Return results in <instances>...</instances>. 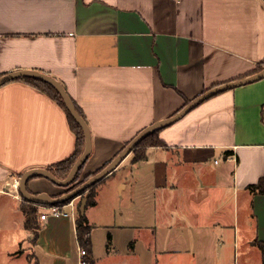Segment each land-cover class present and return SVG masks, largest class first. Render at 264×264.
Listing matches in <instances>:
<instances>
[{"label": "crops", "instance_id": "obj_1", "mask_svg": "<svg viewBox=\"0 0 264 264\" xmlns=\"http://www.w3.org/2000/svg\"><path fill=\"white\" fill-rule=\"evenodd\" d=\"M263 62L264 0H0V76L38 71L64 85L91 130L83 176L105 168L143 129ZM159 136L164 146L136 162L131 152L105 177L131 197L127 222L114 225L130 239L121 263L264 264V194L249 189L264 177V77L206 99ZM75 146L51 96L24 79L0 86V195L15 201L23 228L0 246V264H80L78 212L41 219L49 204L33 201L39 228H27L14 184ZM27 189L66 193L43 175L29 177ZM99 196L97 188L85 209L91 238ZM84 259L115 264L94 246Z\"/></svg>", "mask_w": 264, "mask_h": 264}, {"label": "water", "instance_id": "obj_2", "mask_svg": "<svg viewBox=\"0 0 264 264\" xmlns=\"http://www.w3.org/2000/svg\"><path fill=\"white\" fill-rule=\"evenodd\" d=\"M23 75H31V76L41 78V79L49 82L50 84H52L55 88H57L59 90V92L61 93V95L63 96L68 110L71 112L73 117L77 120V122L82 126V128L84 129V132H85V137H86L85 149H84L83 153L81 154V156L77 159V161L73 165L72 169L70 170V172L66 178H64V179L58 178L48 168H32V169L26 171L21 176L19 185H20V192H21L22 196H24L25 198H27L29 200L37 202V203L41 202V203H46L49 205H57L59 203L67 201V200L71 201L75 197L80 196L81 192L83 190L87 189L88 187L92 186L93 184H95L99 180L105 178L106 176L111 174L113 171H115L116 168L125 160V158H127L130 155V153L133 151V149L146 136H148L153 130H155L159 127H162V126H166L168 124H171V123L179 120L185 114H187L189 111H191L193 108H195L197 105H199L201 102L205 101L206 99H208V98H210V97H212V96H214V95H216V94H218L224 90L235 88L237 86H241V85H244V84H247L250 82H254L256 80L263 78L264 77V68L262 70L256 72V73L249 75L247 77H244L242 79L222 83V84L216 85V86L206 90L205 92H203L202 94L197 96L195 99L191 100L177 114H175V115H173L167 119L158 121V122L148 126L147 128L143 129L135 138H133L124 147V149L105 168H103L101 171L92 175L90 178H88L86 181H84L81 185H79L78 187H76L72 191L63 194L60 197H51L46 193L34 194V193L29 192L27 189V180L32 175H43V176L51 179L52 181L56 182L59 185H62V186L69 185L73 181V179L75 178L80 167L87 161V159L89 158V156L91 154V151H92L91 130H90L89 124L86 121V119L77 110L73 99L71 98V96L69 95L67 90L65 89L64 85L58 79H56V78H54L48 74L41 73L38 71H15V72L7 73L5 75L0 76V86L6 84L7 82H9L13 79H16L20 76H23ZM86 205H87V199L82 198V204H81V211L82 212H85Z\"/></svg>", "mask_w": 264, "mask_h": 264}, {"label": "rangeland", "instance_id": "obj_3", "mask_svg": "<svg viewBox=\"0 0 264 264\" xmlns=\"http://www.w3.org/2000/svg\"><path fill=\"white\" fill-rule=\"evenodd\" d=\"M84 177L85 176H83L82 173L81 178ZM105 179V181L103 180L97 186V188L100 189V204L94 210V214L98 217L96 227L93 228L92 236L94 254L96 257L103 258V260L107 257V262L122 264V257H124L126 255L125 252L128 251L127 243L130 242V239L126 237V232L120 228L114 227V225H122L127 222L126 219L128 217V213L125 212L122 214V212L125 210L127 211V206L131 197L128 191L124 194H119L115 184H112L113 176ZM68 189L69 187H66V191ZM88 193L89 192L86 191L83 195L81 194L80 196L74 198L77 203L76 212H78V209L81 207L82 198H85ZM135 198L137 200L143 199L141 191L135 194ZM142 204L139 207H141ZM16 206L17 205H15V201L12 198L0 195V246L8 244L12 237H15L17 234L21 235V232L23 231V228L19 226V217L22 212L20 210L17 211ZM67 209L69 211L73 210L71 206ZM150 215L151 214L149 213V218H151ZM112 234L114 235L113 238L111 236ZM247 241L246 237H244V241L242 243L244 247L247 246ZM111 247L117 248L118 254L113 252L114 254L111 253V255H108L107 251ZM28 252H30V250ZM140 255V257L144 260L146 259V256L148 257V261L152 258V255L150 254L146 255L141 252ZM110 257L113 259H109ZM18 262L21 261L18 260ZM146 264H151V261Z\"/></svg>", "mask_w": 264, "mask_h": 264}, {"label": "trees", "instance_id": "obj_4", "mask_svg": "<svg viewBox=\"0 0 264 264\" xmlns=\"http://www.w3.org/2000/svg\"><path fill=\"white\" fill-rule=\"evenodd\" d=\"M264 68V62L263 65H260L256 72L262 70ZM17 79H24L29 81L31 84L39 88L40 90L44 91L46 94L51 96L54 100H56L66 111L69 119L70 126L72 130L74 131L76 135V146L73 154H71L68 158L63 159L57 163H54L48 167L50 171H52L58 178L64 179L69 174L70 170L72 169L73 165L77 161V159L81 156L85 149L86 145V137L85 132L82 126L77 122V120L73 117L71 112L68 110L66 103L64 101L63 96L59 92L57 88H55L52 84L49 82L38 78V77H31V78H25V77H18ZM75 103V101H74ZM77 110L81 113L83 116L82 111L75 103ZM84 117V116H83ZM165 127H159L155 130H153L148 136H146L132 151L133 153V161H139L142 159H145L147 157V150L152 146H164V141L160 138L159 133L160 130ZM128 144V143H127ZM91 155V154H90ZM90 157V156H89ZM87 162V161H86ZM86 162L80 167L78 170L75 178L73 181L67 185L66 187H69V189L66 191L70 192L79 185H81L84 181H86L88 178H90L94 174H90L85 176L84 178H81L84 167ZM97 173V172H96ZM37 176V175H36ZM105 178L99 180L92 186L88 187L87 189L83 190L81 194L83 195L84 192L88 191L89 193L86 195L87 199V206L94 204L96 202V195H97V186L100 182H102ZM249 189L253 193H262L264 194V177H262L257 183L250 185ZM24 204H23V210L26 214V226L27 228H34L37 230L39 228V225L37 223V208L35 207V204L32 200H29L23 196ZM70 200L64 201L62 203H59L57 205H65L69 203ZM76 223H77V237L78 241L81 245V247L85 248L87 252H92V238H91V229L92 226L89 224L88 217L85 212H82L81 209H78V214L76 217ZM37 236V234H36ZM259 247L264 250V240L260 241L258 243ZM89 264H95L93 260H88Z\"/></svg>", "mask_w": 264, "mask_h": 264}, {"label": "built area", "instance_id": "obj_5", "mask_svg": "<svg viewBox=\"0 0 264 264\" xmlns=\"http://www.w3.org/2000/svg\"><path fill=\"white\" fill-rule=\"evenodd\" d=\"M14 184L16 187H18L20 184L19 180H17ZM75 200L76 199H73L65 205H47V206H44L45 211L43 213H41V219H46L49 215L59 216V215H70L71 214V215L75 216V211L77 208V203ZM67 205H69L73 208L72 212L66 211L65 207ZM80 256H81L80 264H88L87 260L84 259L85 256H88V252L83 247H80Z\"/></svg>", "mask_w": 264, "mask_h": 264}]
</instances>
